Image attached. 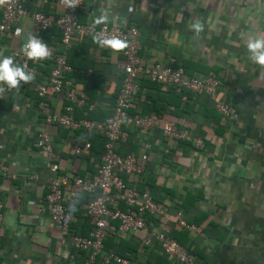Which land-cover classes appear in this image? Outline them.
Returning <instances> with one entry per match:
<instances>
[{
    "label": "crops",
    "instance_id": "crops-1",
    "mask_svg": "<svg viewBox=\"0 0 264 264\" xmlns=\"http://www.w3.org/2000/svg\"><path fill=\"white\" fill-rule=\"evenodd\" d=\"M51 2L42 5L39 0H25L24 6L53 17L56 8ZM130 3L135 11L128 14ZM104 5L105 0H82L77 20L91 24L92 15ZM113 11L127 14L126 27L137 29L141 64L165 65L172 58L177 67L187 65L194 70L192 77L204 75L196 70L207 69L218 81L217 99L237 113L235 120L223 119L213 109V102L196 92L185 102L181 97L178 106L188 103L194 112L177 118L172 115L174 107L166 105L167 100L174 101L167 85L145 84L148 80L144 78L136 81L142 88L130 110L142 113L154 101L156 107L164 106L161 119L186 130L188 138L177 142L164 139L158 129L141 131L133 127L128 114L123 123L126 138L118 143L119 151L144 153L147 159L140 176L120 178L127 186L163 203L170 214L179 212L194 230L179 229L173 219L164 221L149 215L152 221L143 230L116 233L121 240L120 251L136 264H177L150 239V233L165 226L170 238L171 231H177L181 246L194 256L192 264H264V69L248 60L245 49L248 36L264 34V0H116ZM194 18L205 23L199 39L189 27ZM17 27L36 34L29 19H19L9 33L0 36L5 55L22 52L25 41L15 35ZM40 39L48 44L51 57L31 61L34 82L22 85L19 93L6 91L0 98V164L7 168V175H0V264H83L87 252L72 249L68 235L49 221L43 199L45 182L56 175L68 179L63 196L68 199L70 192L74 194L68 232L86 236L88 220L83 206L88 195L72 187L70 181L89 179L100 155L90 149L87 156L73 155L74 147L91 143V135L40 121L35 87L45 82L53 56L62 50L60 41L48 32L41 33ZM66 51L70 70L63 79L72 84L74 93L84 94L87 103L89 86H83L80 79L87 81L92 71L94 83L100 80L101 88L88 103L93 106L89 111L100 110L107 119L112 108L110 98L119 88L122 53L114 54L81 37H72ZM83 63L88 68L79 78L81 70L74 75L75 70ZM47 103L53 112L63 111L60 96L49 98ZM40 131L49 136L56 173L46 168V155L35 146ZM193 138H201L202 149L193 147ZM146 238L149 245L137 252L140 241ZM130 247L136 248L135 253H128Z\"/></svg>",
    "mask_w": 264,
    "mask_h": 264
},
{
    "label": "built area",
    "instance_id": "built-area-1",
    "mask_svg": "<svg viewBox=\"0 0 264 264\" xmlns=\"http://www.w3.org/2000/svg\"><path fill=\"white\" fill-rule=\"evenodd\" d=\"M25 0H11L10 4L2 6L0 15V36L11 31L19 19L30 20L36 31L37 37L50 28H54L60 37L62 50L52 58V64L44 83L35 87L37 98L36 110L43 125L66 128L70 131H81L85 135L97 134L102 142V150L99 165L89 179L74 178L70 181L72 187L88 195L83 211L88 220V233L86 236L69 234L71 210L73 208V192L66 199L63 190L69 182L65 176L56 175L45 182L44 201L47 204L49 221L60 232L68 235V245L76 251H86L87 256L83 264H95L96 259L107 264H136L133 260L122 258L114 253H103L101 243L110 233H134L145 228V215H155L161 220L173 219L179 229L193 231L194 227L185 222L179 212L170 214L167 207L154 199L148 193L127 186L120 178L123 176H140L145 167L147 156L144 153L136 155L129 151L118 153V143L126 138V132L122 126L127 119V112L131 108L139 86L138 79H146L152 83L164 84L174 88L176 93L190 92L203 93L213 102V109L225 120L237 119V113L228 103L218 100L216 97L218 81L212 72L202 76H187L182 68L175 65L174 59H168L165 65L152 63L141 64L137 56L139 50L138 32L133 26L121 29L122 38L126 39L129 47L122 52L123 65L121 80L116 93L109 117L101 122H93L84 118L75 117V111L85 106L84 94H76L72 91V84L63 80L64 73L70 70L65 60V51L70 46L72 37L91 38V24L80 23L77 13L82 8L81 4L74 9L62 7L59 0H54L51 5L56 8L53 17H49L39 11H29L24 7ZM45 4L47 0H39ZM86 13V12H85ZM110 30L112 26H109ZM23 48V47H22ZM15 62L29 67V59L22 52L11 53ZM53 96H60L63 101V111L53 112L47 100ZM184 98V96H182ZM93 106L89 105L88 110ZM133 127L148 131L158 129L160 135L171 141H184L188 133L180 129L171 120L160 121L153 113H135L130 117ZM35 146L46 155V168L56 173L58 167L53 163L51 142L45 131H40L35 136ZM191 143L195 149H202L201 138H193ZM90 143L85 141L82 146H76L72 150L75 156H87ZM0 175H7V168L0 164ZM113 192L111 195L110 192ZM119 203L122 209H119ZM3 219L2 205L0 204V225ZM150 239L155 241L160 251L172 258L177 264H192L194 256L183 246L170 238L167 227L162 226L157 231L150 233ZM149 238L142 239L137 252L149 245Z\"/></svg>",
    "mask_w": 264,
    "mask_h": 264
},
{
    "label": "clouds",
    "instance_id": "clouds-1",
    "mask_svg": "<svg viewBox=\"0 0 264 264\" xmlns=\"http://www.w3.org/2000/svg\"><path fill=\"white\" fill-rule=\"evenodd\" d=\"M10 3L11 0H0V6ZM59 3L66 9H74L81 4V0H59ZM115 6L116 0H105V5L99 8L98 14L92 15L90 28L94 44L119 54L129 47L128 41L120 34L121 29L127 26L128 16L113 11ZM134 11L135 7L130 3L127 13ZM109 25H113L111 30ZM189 27L196 39L205 31V23L199 18H194ZM15 35L23 37L25 42L22 51L29 60L41 62L51 57L52 52L48 44L39 39L33 31L25 32L23 27H17ZM245 49L248 60L258 68L264 69V34L248 36ZM34 80V70L28 69L26 64H17L12 55H5V50L0 49V98L4 97L6 91L15 90V93H19L22 85H30Z\"/></svg>",
    "mask_w": 264,
    "mask_h": 264
},
{
    "label": "trees",
    "instance_id": "trees-1",
    "mask_svg": "<svg viewBox=\"0 0 264 264\" xmlns=\"http://www.w3.org/2000/svg\"><path fill=\"white\" fill-rule=\"evenodd\" d=\"M47 1H54V0H47ZM25 4V2H24ZM25 7V6H24ZM55 29L54 28H50L42 33H47L49 35H52L56 40L60 41V37H59V34H55ZM65 60H66V63L67 64H70L69 63V60H68V51H66V56H65ZM31 61L32 60H29V65L31 64ZM180 67V66H179ZM181 67L183 68V71L186 75L188 76H192L193 73H194V70H192L191 68H188L187 65H181ZM81 69H79V67L76 68L75 70V74L76 75V72L81 70V72L78 74L79 78H83V73H85L86 69L88 68V65L87 63H83V66L80 67ZM199 68H202V67H199ZM200 70V71H199ZM199 70H196L198 71V73L200 74H206L208 73L207 69H199ZM94 73L91 71L90 75H89V79L87 81L83 80V79H80L81 83L83 86L87 85L89 86V90L86 91L85 93L88 95V102L85 104L84 107H82L81 109L79 110H76L75 111V117L77 118H84V119H87V120H90V121H99V122H104L106 119L102 117L103 113L100 111V110H96V111H89L88 110V103L92 100L93 96H94V93L99 90L101 88V81L98 80L96 83H94ZM98 76V75H97ZM62 79H63V76H62ZM64 80V79H63ZM120 80H121V75L119 76V86H120ZM147 83H150L152 85H154L155 83H152V82H149V81H145V84ZM118 86V85H117ZM142 88L140 85H139V89ZM169 88V96L174 98V101H171V100H167L166 101V105H172L174 107V111H173V116L174 117H177V118H184V114L185 113H193V109L192 107H190L188 105V103H185L182 107H178L179 106V101L181 99L182 96L185 97L184 101H186V99L190 98V92H182V93H175L174 91V88L171 87V86H168ZM119 89V88H118ZM118 89H116V93L118 92ZM116 93L113 95V97H111V107L113 106V103H114V100H115V96H116ZM190 107V108H189ZM164 106L161 107V106H158L156 107L154 105V101H151L149 105H147L146 109L141 113L139 114H148V113H153L155 114L157 117H159L160 121H165L163 119H161L160 117V114L161 112H163ZM180 108V109H178ZM187 108H189V110H186ZM136 112L132 111L129 109V111L127 112V114L130 115V117L135 114ZM176 124V123H175ZM177 127H179L177 124H176ZM123 128V126H122ZM90 152H96V153H101V150H102V138L97 135V134H91L90 136ZM118 153L122 154L120 151H119V148L117 150ZM126 152H129V151H126ZM124 152V153H126ZM100 158V157H99ZM122 179V178H121ZM123 180V179H122ZM137 190H139L138 188H136ZM85 201L88 199V196L84 197ZM144 220H145V225L148 224L149 221H152L150 216L149 215H145L144 216ZM173 233H171V238L173 240H175L177 243H179L180 245H182V243H180V241L178 240L179 238L177 237L178 233L177 231H171ZM116 236V233H110L106 238H104L102 240V243H101V250L103 253H114L115 255L119 256V257H122V258H127L128 259V256H125L124 253H122V251H120L121 249V240H117V238L115 237ZM136 251V248H132L130 247V251H128L129 254H133L135 253ZM95 264H103L101 263V261L99 259H96L95 261ZM107 264H115L113 262H109Z\"/></svg>",
    "mask_w": 264,
    "mask_h": 264
}]
</instances>
